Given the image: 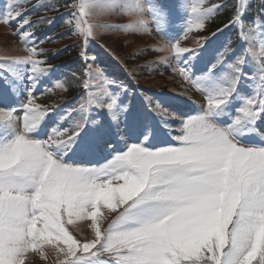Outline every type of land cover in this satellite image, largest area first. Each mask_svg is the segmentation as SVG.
I'll list each match as a JSON object with an SVG mask.
<instances>
[{"label":"snow or ice","instance_id":"obj_1","mask_svg":"<svg viewBox=\"0 0 264 264\" xmlns=\"http://www.w3.org/2000/svg\"><path fill=\"white\" fill-rule=\"evenodd\" d=\"M8 3L18 6L19 0ZM70 6L86 58L95 31L84 17L115 8L116 0H78ZM222 7H208L205 0H147L145 8L135 0L128 11L137 19L127 27L146 29V12L163 37L171 20L186 14L187 36L204 29ZM246 11L245 3L234 0L225 25L239 26L245 40L255 34L243 31ZM20 16L11 7L0 22L10 26ZM30 24L23 19L13 35L26 42L33 33L20 29ZM259 39V51L248 47L230 60V44L216 50L200 75L195 66L209 37L196 48L178 40L161 44L160 51L172 54V72L189 86L183 94L195 89L203 97L195 114L172 109L163 98L145 97L134 108L121 98L127 88L110 91L121 86L89 67L100 83L71 110L80 118L70 127L60 121L71 113L35 103L33 88L52 70L34 58L41 55L35 45L25 48V56L0 57V264H33L34 255L47 259L46 247L56 264H264V31ZM248 56L259 73L258 80L251 77L250 93L242 88L249 79ZM13 65L27 68L28 97L19 107L13 106L20 79ZM55 87L64 85L57 81ZM84 87H90L87 80ZM93 109L99 119L89 116ZM85 132L102 149L104 163L87 157L68 161L69 153L81 149ZM113 135L122 137L123 148ZM105 209L116 214L106 227ZM77 221H90L92 238L81 241L72 234L69 226L80 230Z\"/></svg>","mask_w":264,"mask_h":264},{"label":"rangeland","instance_id":"obj_2","mask_svg":"<svg viewBox=\"0 0 264 264\" xmlns=\"http://www.w3.org/2000/svg\"><path fill=\"white\" fill-rule=\"evenodd\" d=\"M23 1L24 0H19L17 6L15 4L9 5L8 0H0V14H6L11 7H15L16 10L21 13L22 11L29 10L31 8L29 3L20 5ZM134 2L135 0H116L117 6L115 8L98 12L93 15L94 21L97 25H107L112 27L94 25L95 38L92 40V55L90 57L87 56L88 61H90V67L94 70H102L108 79L115 80L116 83L121 86L120 89H116L113 85L110 87V91L116 90L119 92L123 88H127V96H122L121 98L124 99L126 104L131 103L134 108H139L144 103L145 97H152L154 100L163 98L169 101L172 109L195 114V111H197L203 103V97L199 92L195 91V89H192L188 95L183 94V90L187 89L189 86L187 84H182L180 77L172 72V65L174 64L172 54L160 51L159 48L162 43L176 42L177 40L182 47H198L197 41L204 37H210L212 33L217 30L215 26L221 22L222 17L227 12L232 13L234 0H205V5L208 7L215 4H222L224 7L215 12V14L206 22L204 29H193L187 36H184L183 32L187 22V15L182 14L183 18L174 17L171 20L163 37L155 30V25L151 23L150 17L146 12L143 16L144 19L149 20L146 29L143 31H136L127 27V25L133 23V21L137 19V16L130 14L128 11V6L134 4ZM188 2H192V0H188ZM241 2L245 3L247 6V11L244 15L245 27L243 31L246 33L249 29H255V34L249 36L247 40H245L241 37L240 32L238 31L239 26H229L218 34V36H215L216 39H214L215 41L211 51L208 50V41H206L201 59L196 62V75H200L205 71L208 62L213 59L216 50L224 51L226 45L230 44V50L226 53L229 60L233 58V52L236 54H242L243 50L248 47H253L256 51L260 50L261 41L259 39V34L261 31H264V28L259 27L260 25H264V19H262V17H264L262 0H241ZM141 3L147 8V0H141ZM30 16L34 19L35 14L32 13ZM20 22H22L21 17L13 19L10 26L0 22V57L11 58L25 56L27 55L25 48L32 47L33 44L37 48V51L41 52L35 44L37 39L30 37L26 42H22L18 35H13V32L18 29ZM27 26L20 29L21 34L24 31H27ZM50 28L52 27H49V29ZM40 35L48 37L51 33L47 30ZM53 38L54 37L51 39ZM74 40L75 37L73 35V38H71L70 41ZM53 45L57 47L58 43L52 44L49 47ZM101 45H103V47H101ZM42 54L43 60L46 61V64L41 66H51L52 70L47 77L39 83L38 87L33 88L35 103L42 106L54 107L61 115L71 113V110L78 107L81 100L85 99L84 92L82 94L81 92H78L79 86L77 85V82L75 83L76 79L72 77L69 78V72L70 74H73L71 72L73 69L72 65L69 67H66L65 65L61 66L63 62L60 60L65 59L66 56H63V58L59 59L57 62H55V60L58 58H46L48 51L45 47ZM93 57L95 60L92 59ZM164 57H168V62H165L162 59ZM34 58L42 60L39 56ZM127 59L129 60L127 61ZM247 60L248 62L244 66V71L249 79L242 81V88L246 93H250L255 86V81L251 79V77H255L256 80H258L259 73L255 70L254 59L251 56H248ZM124 61H127V64L130 67L129 70H126L125 64L123 63ZM0 64H3V60H0ZM12 68L20 77L18 88L13 95V106L19 107L22 103L27 101L28 97L27 68L19 65H13ZM91 74L92 76H90L89 85L91 94H93L97 91L100 81L96 76L95 71L91 72ZM131 78L135 80V83L132 82ZM57 81L64 85L62 89L55 87ZM81 85L83 88V81H81ZM71 86H73V88L68 90ZM3 88L4 84L2 83L0 84V89ZM48 88H51L52 90L48 91ZM192 93L197 95V99L191 96ZM189 96L191 97L190 99ZM66 101H68V103L64 104ZM189 106H194V109L192 111L189 110ZM17 115H22V113L18 112ZM89 116L97 119L100 118L97 116L96 110H92L89 113ZM104 116L105 121L108 122L109 118L106 114H104ZM79 118V113H71V119L60 121V123L63 127H70L73 122ZM49 123H51V121H49ZM160 127H163V125ZM175 127L176 125L173 124L172 128L175 129ZM121 130L124 131L123 125H121ZM112 131L114 133L115 128H113ZM90 133L91 132L82 133V136L84 137L82 147L74 154L69 153V156L73 158L70 159L68 156L67 159L69 162L78 161V158L85 157L91 159L93 163H95L94 161L100 162L101 164L105 162L103 159V151L101 148L94 145L93 137H88L85 141V137ZM112 138L117 142L118 147L123 148V143L121 142L122 137L113 135ZM168 139L170 140L171 137H168ZM85 145L89 146L90 150L88 152L83 151ZM104 215L106 218L103 223L106 227L116 214L110 213L105 209ZM76 223L79 225L80 230H77L72 226H69V230L77 239L83 241L85 238H92V232L88 226L90 221H77ZM44 251L47 254V259H43L39 255H34L33 264H56L55 254L47 247Z\"/></svg>","mask_w":264,"mask_h":264},{"label":"trees","instance_id":"obj_3","mask_svg":"<svg viewBox=\"0 0 264 264\" xmlns=\"http://www.w3.org/2000/svg\"><path fill=\"white\" fill-rule=\"evenodd\" d=\"M74 2H78V0H24L20 3V5L29 3L31 8L29 10L22 11V16L20 17L22 20L25 18L31 20V24L27 26L26 30L32 32L33 35L31 37L37 39L35 44L41 51V55H39L40 59L43 60L42 52L44 47L48 51L46 58H58L55 62L59 61V59L63 58V56L72 57H65V59L60 60L63 62L61 66L65 65L66 67H69L72 65L73 69L71 72L73 74H70L69 72V78L72 77L76 79L75 83L77 82V85L79 86L78 92L80 93L82 90L81 81L84 83V81L92 76V74L87 71L90 67V61H88L87 57L85 58L81 56V52L84 50L85 45L83 44V37L78 34V30L76 28V18L72 15L75 9H73L70 5ZM32 13L35 14L34 19L30 16ZM231 15L232 13L227 12L222 17L221 22L215 27L218 28L220 25L228 22ZM84 19L87 20L89 24L97 25L94 21L93 15L85 16ZM49 20L51 21L50 23ZM49 27L52 28L49 29ZM47 30L51 33L50 36L44 37L40 35ZM73 35L75 40L70 41V39L73 38ZM52 37L54 38L51 39ZM92 40H94V38H90V41L86 46L87 56L89 57L92 55L91 51L93 50ZM41 41H43V43H41ZM55 43H58L57 47L54 45L49 47ZM128 60L129 59H127V61ZM127 61H124L123 63L125 64L126 70H129L130 67L127 64ZM70 88L72 89L73 86L69 87L68 90H70Z\"/></svg>","mask_w":264,"mask_h":264},{"label":"bare ground","instance_id":"obj_4","mask_svg":"<svg viewBox=\"0 0 264 264\" xmlns=\"http://www.w3.org/2000/svg\"><path fill=\"white\" fill-rule=\"evenodd\" d=\"M214 39H215V36L210 38V41L208 43V49H209V51H211V49L213 47ZM191 96L194 97L195 99H197V95L195 93H192ZM189 108H190L189 110L192 111L194 109V106H189Z\"/></svg>","mask_w":264,"mask_h":264}]
</instances>
